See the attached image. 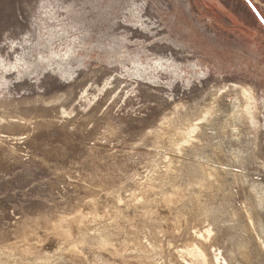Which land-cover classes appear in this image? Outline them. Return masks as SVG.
Returning <instances> with one entry per match:
<instances>
[{
	"label": "rangeland",
	"instance_id": "1",
	"mask_svg": "<svg viewBox=\"0 0 264 264\" xmlns=\"http://www.w3.org/2000/svg\"><path fill=\"white\" fill-rule=\"evenodd\" d=\"M262 243L245 0H0V264H264Z\"/></svg>",
	"mask_w": 264,
	"mask_h": 264
},
{
	"label": "water",
	"instance_id": "2",
	"mask_svg": "<svg viewBox=\"0 0 264 264\" xmlns=\"http://www.w3.org/2000/svg\"><path fill=\"white\" fill-rule=\"evenodd\" d=\"M251 7V9L254 11L258 19L261 21V23L264 25V17L261 15L257 7L253 4L251 0H245Z\"/></svg>",
	"mask_w": 264,
	"mask_h": 264
},
{
	"label": "bare ground",
	"instance_id": "3",
	"mask_svg": "<svg viewBox=\"0 0 264 264\" xmlns=\"http://www.w3.org/2000/svg\"><path fill=\"white\" fill-rule=\"evenodd\" d=\"M180 152H181V150H180ZM205 170H206V169H205ZM207 170H208V169H207ZM203 173H204V172H203ZM206 173H207V172H206ZM206 173H205V174H206ZM207 174H208V173H207ZM153 183L155 184V182H152L149 186H151V187L154 186ZM156 189H157V188H156ZM147 192H148V191H147ZM194 197H195V196H194ZM194 197H193V198H194ZM167 200H168V197H166L165 201H167ZM213 217H214V216H213ZM100 223H101V222H100ZM221 224H222V223H221ZM105 228H107V227H105ZM251 231H252V230H251ZM99 240H100L101 243H103V244L108 243V238H107V237H101ZM258 240H259V239H258ZM261 242H262V241H261ZM261 242H260V244H261ZM260 244H259V245H260ZM262 246H264L263 243H262ZM263 249H264V247H263ZM246 256H247V255H246ZM250 258L252 259V256H251Z\"/></svg>",
	"mask_w": 264,
	"mask_h": 264
}]
</instances>
